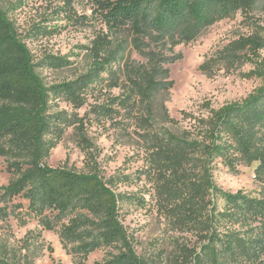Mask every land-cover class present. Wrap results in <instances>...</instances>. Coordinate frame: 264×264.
<instances>
[{"label":"trees","instance_id":"trees-1","mask_svg":"<svg viewBox=\"0 0 264 264\" xmlns=\"http://www.w3.org/2000/svg\"><path fill=\"white\" fill-rule=\"evenodd\" d=\"M91 1L106 28L92 42V66L74 80L50 85L36 68H59L67 61L55 57L35 62L0 8V156L6 159L10 174L7 184L0 185V223L14 218L24 226L35 219L42 230L57 234L73 264H86L90 253L113 246L120 251L101 264H147L133 250L119 218L120 195L113 180L101 174L92 146L83 147L86 171L46 162L67 128L73 126L86 142L81 118L57 110V101L81 107L91 85L106 81L108 89L118 88L119 93L93 111L111 118L112 105L118 106L147 131L148 177L155 183L172 229L195 237L192 246L177 244V262L264 264V194L253 197L242 190H222L211 173L216 159L232 170L239 162L256 163L254 175L264 180V85L240 102L217 109L205 104L207 116L197 119L201 126L195 138L148 132L154 96L172 87L165 65L182 58L174 48L192 42L220 18L238 11L245 15L256 9L264 12V0ZM261 28L264 31V21ZM125 31L142 61L123 58L124 43L118 39ZM262 48L264 35L254 32L218 50L199 69L211 74L221 66L251 62L255 69L246 76L264 79ZM17 198L27 202L25 209ZM218 199L223 201L221 207ZM38 236L39 232L28 231L24 240L30 243ZM0 264L21 262L15 257L9 260L2 250Z\"/></svg>","mask_w":264,"mask_h":264},{"label":"rangeland","instance_id":"rangeland-1","mask_svg":"<svg viewBox=\"0 0 264 264\" xmlns=\"http://www.w3.org/2000/svg\"><path fill=\"white\" fill-rule=\"evenodd\" d=\"M0 8L14 23L35 62L55 57L67 61L59 68H36L47 85L74 80L89 71L93 63L92 42L98 33L106 32L91 0H0ZM263 21L264 12L259 9L248 15L238 11L216 20L192 42L177 45L174 51L181 52L182 58L165 65L172 87L154 96L152 127L148 132L162 136L168 131L180 137L195 138L201 126L197 119L207 116L205 104L217 109L240 102L262 87V77L246 76L255 69L251 62L221 66L211 74L200 70L199 65L235 39L254 32L264 35ZM118 40L124 43V59L142 61L129 43L128 31ZM259 52L263 55L264 48ZM105 82L91 85L81 107L57 101V110L81 118L82 137L86 142L73 126L69 127L46 162L52 167L67 165L86 171L83 147L92 146L90 150L101 174L113 180L114 190L120 195L119 218L131 238L135 254L147 264H181L175 258L177 244L192 246L195 237L172 229L155 183L148 177L150 165L144 136L147 131L139 128L136 119L118 106L112 105L115 112L111 118L93 111L97 106L107 105L110 96L119 93L118 88L108 89ZM136 115L140 116V112ZM6 164V159L0 156V185H6L10 178ZM212 166V180L222 190L232 193L242 190L253 197L264 194V180L254 175L256 163L239 162L232 170L216 159ZM16 200L21 201L25 209L27 202L21 198ZM217 204L221 207L222 199H218ZM28 231L39 232L30 243L24 240ZM2 250L9 260L19 258L21 264H73L72 255L63 249L57 234L42 230L33 218L24 226H19L14 218L0 223V253ZM119 251L118 246L97 249L89 254L86 264H101Z\"/></svg>","mask_w":264,"mask_h":264}]
</instances>
